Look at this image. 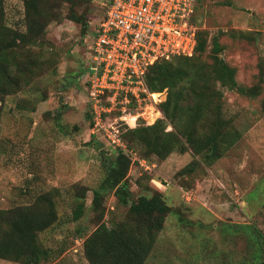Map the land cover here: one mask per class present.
Returning <instances> with one entry per match:
<instances>
[{"label":"rangeland","instance_id":"1","mask_svg":"<svg viewBox=\"0 0 264 264\" xmlns=\"http://www.w3.org/2000/svg\"><path fill=\"white\" fill-rule=\"evenodd\" d=\"M104 1L65 0L59 18L26 44L40 62L31 81L15 93L0 94V208L29 204L38 194L55 190L59 220L39 234L52 255L40 264H90L85 237L99 227L111 230L130 202L155 192L163 194L172 212L145 264H253L263 259L264 0H201L197 9L201 29L219 34L222 55L236 66L239 84L261 87L258 95H248L219 85L224 116L240 130V139L212 164L187 142L186 151L165 159L143 158L132 150L129 204L113 189L101 190L98 197L95 191L107 175L106 166L127 147L124 132L136 124H154L167 91L153 92L158 94L143 108L119 104L101 126H94L85 73ZM73 6L86 13L87 30L69 18ZM5 8L8 24L24 30V0H5ZM172 128L168 123L166 130ZM190 163L194 170L183 171ZM76 190L87 192L79 219L74 218ZM0 264L19 263L0 258Z\"/></svg>","mask_w":264,"mask_h":264},{"label":"trees","instance_id":"2","mask_svg":"<svg viewBox=\"0 0 264 264\" xmlns=\"http://www.w3.org/2000/svg\"><path fill=\"white\" fill-rule=\"evenodd\" d=\"M65 0H24V30L7 22L5 0H0V94L7 95L31 81L38 56L26 44L37 41L47 25L59 18ZM201 0H198V6ZM69 18L89 27L86 13L72 7ZM225 45L219 34L199 29L192 55L177 54L150 65L146 80L151 92L166 89L160 103L162 115L154 124H136L124 132L126 148H120L116 159L107 165V175L100 191H115L118 199L129 204L131 191L127 175L131 166L128 156L139 150L142 157L153 155L165 159L174 151L184 152L188 143L195 155L208 164L224 156L241 137L240 130L224 116V92L228 87L243 94L258 95L260 85L245 86L236 79L237 68L222 55ZM46 99V98H44ZM264 109V99L262 101ZM170 123L173 128L166 130ZM200 163L201 160H194ZM190 163L186 169L194 170ZM86 191H75L74 218L83 215ZM172 208L161 192L142 194L129 204L124 218L113 222V228H97L83 240V250L90 264H145L158 234L163 230ZM59 220L55 190L38 194L29 204L0 208V258L19 264H40L52 250L41 242L40 232ZM253 264H264V258Z\"/></svg>","mask_w":264,"mask_h":264},{"label":"built area","instance_id":"3","mask_svg":"<svg viewBox=\"0 0 264 264\" xmlns=\"http://www.w3.org/2000/svg\"><path fill=\"white\" fill-rule=\"evenodd\" d=\"M103 5L85 73L95 127L119 104L143 108L158 94L147 84L148 68L173 55H192L201 28L198 0H105Z\"/></svg>","mask_w":264,"mask_h":264},{"label":"bare ground","instance_id":"4","mask_svg":"<svg viewBox=\"0 0 264 264\" xmlns=\"http://www.w3.org/2000/svg\"><path fill=\"white\" fill-rule=\"evenodd\" d=\"M156 95V94H155ZM153 106V105H152ZM150 110V109H149ZM154 111V110H153ZM155 112V111H154ZM127 115V114H126ZM152 115V114H151ZM145 116V115H144ZM138 117V116H137ZM144 118V117H143ZM136 119V118H135ZM132 120H134L133 118H132Z\"/></svg>","mask_w":264,"mask_h":264}]
</instances>
